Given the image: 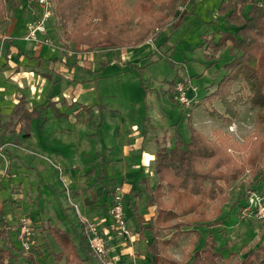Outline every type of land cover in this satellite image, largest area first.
<instances>
[{
    "label": "rangeland",
    "instance_id": "374dc122",
    "mask_svg": "<svg viewBox=\"0 0 264 264\" xmlns=\"http://www.w3.org/2000/svg\"><path fill=\"white\" fill-rule=\"evenodd\" d=\"M51 1L52 17L45 34L49 42L34 43L23 38L31 20L29 4L14 9L9 2L0 0V16L3 6L11 10L0 17V21L5 18L0 36H9L4 42L0 38V66L5 63L30 69L36 90L31 96L28 86L17 88L16 82L0 73V87L4 90L0 123H5L0 125V207L9 224L16 223L22 214L30 216L34 231L30 251L40 264H63L54 259L58 246L45 225L56 223L65 228L79 246L83 233L80 217H87L101 229L98 215L104 216L110 227L106 237L107 264H149L150 255L145 251L148 230L143 229L142 237L135 231L136 221L130 216L127 201H135L139 214H149L145 186H154L153 156L158 147H170L177 135L186 140L189 124L211 139L217 134H228L230 141L241 144L254 138V111L248 104L240 106L238 118L225 122L206 113L202 104L194 103L213 87L225 55L222 51L210 61L205 55V43L211 37L216 39L218 31L234 32L235 26L217 11L220 0H189L184 10L178 9V15L155 36L133 49L97 47L82 51L77 43L63 44V31L54 16L55 2ZM135 1L91 0L90 9L105 15L106 9L113 12L112 5L118 11ZM67 27L70 30L72 23ZM173 81L175 86H184L189 104L170 98L167 88ZM17 91L41 109L39 116L29 121L28 128L21 127L20 121L18 125L13 123L16 120L12 117L11 99ZM52 95L54 101L49 100ZM71 101L75 106L91 105L90 111L69 107ZM30 105L26 103V108ZM27 131L29 135H24ZM227 150L231 157L225 166L235 169L244 150L231 145ZM247 176L246 171L226 188L225 202L215 201L220 211L215 208L212 214L220 217L218 222L210 220L194 226L199 232L194 248L202 247L210 236L216 249L232 260L241 244L251 246L264 240V214L257 217L251 209H245L248 196L257 192L246 190ZM119 185L124 189L131 187L123 202L130 230L125 237L104 207L113 198L108 188ZM71 202L78 205L79 214ZM10 238L16 246L13 252L17 264H32L25 257L29 251L21 248L15 226ZM186 240L182 238L177 246L169 248V254L181 259ZM3 242L0 239V245ZM79 251L87 257L80 247ZM86 264L103 263L93 253Z\"/></svg>",
    "mask_w": 264,
    "mask_h": 264
},
{
    "label": "trees",
    "instance_id": "16d2710c",
    "mask_svg": "<svg viewBox=\"0 0 264 264\" xmlns=\"http://www.w3.org/2000/svg\"><path fill=\"white\" fill-rule=\"evenodd\" d=\"M5 1L14 9L27 4L26 0ZM180 1L136 0L130 7L117 11L112 5L113 12L106 9L105 15H98L95 9H90L91 0H54V16L63 31L61 39L64 45L74 42L82 51L97 47H131L155 36L162 26L176 17ZM8 11L11 12L3 6L1 16ZM217 11L235 26V30L218 31L216 39L211 37L205 43V55L210 61L219 57L222 51L225 55L222 71L213 87L194 103L202 104L206 113L225 122L238 118L240 106L248 104L254 111V138L241 144L230 141L228 134H217L211 139L189 124L186 140L177 135L170 147H158L153 156L156 180L153 187L145 186L147 205L151 208L149 220L138 213L135 201H127L131 208L130 216L136 221L135 231L142 237L143 229L148 230L145 251L150 255L149 264H264V240L251 246L241 244L232 260L230 255L224 256L216 249V243L210 236L205 238L202 247L194 248L199 233L194 226L210 220V223L218 222L220 217L214 218L212 214L215 208L220 211L215 201L223 203L227 200L226 188L233 181L247 171L246 190L264 191V0H220ZM94 17H98L95 22L91 21ZM69 23H72L70 30L67 27ZM175 82L167 88L173 100ZM83 107L90 111V106H82L81 109ZM40 112V106L28 109L21 99L14 110L16 121L13 123L20 121L21 127L28 128L29 121ZM24 135H29V131ZM250 143L251 147L246 148ZM230 145L244 150L235 169L225 166L231 157L227 150ZM115 187L110 186L108 192L114 195ZM119 187L124 202L125 193L131 192V187ZM104 207L109 213L110 205ZM81 225L83 233L79 246L65 228L56 223L45 225L58 246V250L53 252L54 259L63 264H86L93 253L86 241L84 224ZM14 226L16 223L9 224L0 207V239L4 241L0 245V264H17L13 252L16 246L10 238ZM182 238L187 239V244L182 247V258L177 259L168 250L177 246ZM79 247L87 257L80 253ZM31 251L25 254L26 259L32 264H40Z\"/></svg>",
    "mask_w": 264,
    "mask_h": 264
},
{
    "label": "built area",
    "instance_id": "2783aa9c",
    "mask_svg": "<svg viewBox=\"0 0 264 264\" xmlns=\"http://www.w3.org/2000/svg\"><path fill=\"white\" fill-rule=\"evenodd\" d=\"M29 4L32 19L27 22L25 31L23 33V38L26 40H33L34 43L49 42V37L45 35L47 33V22L52 17V1L51 0H26ZM184 3L182 4V2ZM189 0H182L179 4L178 9L183 11L185 4ZM7 36H2L3 40ZM176 93L174 97L181 103L187 105L189 100L186 97L184 86L181 83H177L175 86ZM2 147L0 146V153ZM248 204L246 205V210H252L254 215L257 217H262L264 214V193L253 192L248 196ZM72 206L76 209L79 214L77 204L71 202ZM109 215L115 223V228L122 235H128L130 230L126 225L123 212V199L122 192L119 186L115 187V192L112 198V202L109 207ZM84 224V232L86 233V241L89 249L95 256L102 261L103 264H107L108 261V247L106 243V237L108 236V229L101 228L98 229L97 226L86 218H81ZM103 221V220H102ZM17 237L21 240V248L24 251H30L32 248V235L33 224L30 216L22 214L18 217L16 222Z\"/></svg>",
    "mask_w": 264,
    "mask_h": 264
},
{
    "label": "crops",
    "instance_id": "0c3cea01",
    "mask_svg": "<svg viewBox=\"0 0 264 264\" xmlns=\"http://www.w3.org/2000/svg\"><path fill=\"white\" fill-rule=\"evenodd\" d=\"M33 17H32V15H31V19H32ZM12 26H10L9 27V32H10V30L12 29L11 28ZM12 31V30H11ZM25 31V30H24ZM47 32H48V30H47ZM24 33V32H23ZM10 35H11V33H10ZM3 36V35H2ZM2 36H0V38L2 37ZM4 36H7V37H5L3 40L1 39V42H4L5 41V39H6V41H7V38L9 39V36L8 35H5L4 34ZM26 40V39H25ZM146 41H148V40H146ZM146 41H144V42H146ZM132 47V46H131ZM131 47H123V50H125L126 51V49L127 50H129V49H133V48H131ZM149 47H151V46H149ZM148 49H146V51H147ZM146 51H144V52H146ZM103 52H105V54H106V50L104 49L103 50ZM129 52V51H128ZM125 53V55H127V53L126 52H124ZM104 56H106V55H104ZM104 56H102V57H104ZM0 73L1 74H3L5 77H7L9 80H11V81H13V82H16V84H17V88H20V87H24V86H28L29 87V89H30V93H31V96L33 95L34 96V93L36 92V90H35V85L33 84L32 85V74L31 73H33L30 69H28V70H26V69H23V68H18V66H8V65H6L5 63H3V65L2 66H0ZM53 84H51V86H52ZM50 87H49V90H48V92H50ZM3 89H2V87H0V104H2L3 102L1 101V96L3 95L2 93H3ZM50 94V93H49ZM54 95H52V96H50L49 98V100L50 101H54V100H52V97H53ZM21 99H24V106L26 107V103L27 104H31L30 106V108H28V109H31L32 107H36L37 105H34L33 103H31L30 101H28L27 100V98L25 97L24 98V96H22L21 94H19L18 93V91L17 92H15V93H12V99H11V101H12V103L14 104V108H13V111H12V117H14V110H15V108H16V106H17V104L21 101ZM55 100H59V99H55ZM63 100L65 101L66 100V98L64 97L63 98ZM64 101L63 102H61V104L62 103H64ZM71 102H73V103H71ZM71 102H68V105H69V107H71V108H75V109H77V111L78 110H80L81 109V107L82 106H90L91 107V105H85V104H81V103H79V106H75L74 105V101H71ZM2 106V105H1ZM0 106V114H3L2 113V107ZM81 106V107H80ZM39 107V106H38ZM79 108V109H78ZM78 116H79V114H78ZM78 116H76V117H78ZM11 117V118H12ZM0 118H1V116H0ZM1 121H2V118H1ZM19 124V121H18V123L16 124V125H18ZM0 125H5V123H3V124H1L0 123ZM20 125H21V123H20ZM2 157H4L3 155H2ZM129 187H127L126 189H128ZM76 204V203H75ZM78 206V205H77ZM150 214V213H149ZM149 214L148 215H146V219L149 217ZM98 216H100V218H99V221L102 223V226H101V228H107L108 229V233L110 232V227H109V225L107 224L108 223V221H107V219L104 217V216H102V215H98ZM85 218V217H84ZM86 219L87 220H89L87 217H86ZM103 220V221H102ZM104 224V225H103ZM98 228V227H97Z\"/></svg>",
    "mask_w": 264,
    "mask_h": 264
}]
</instances>
